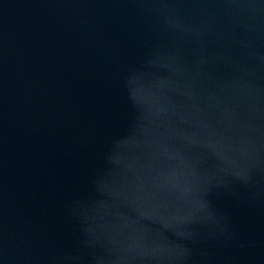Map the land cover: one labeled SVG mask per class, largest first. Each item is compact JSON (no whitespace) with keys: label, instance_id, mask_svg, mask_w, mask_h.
Instances as JSON below:
<instances>
[{"label":"water","instance_id":"obj_1","mask_svg":"<svg viewBox=\"0 0 264 264\" xmlns=\"http://www.w3.org/2000/svg\"><path fill=\"white\" fill-rule=\"evenodd\" d=\"M0 264H264V0H0Z\"/></svg>","mask_w":264,"mask_h":264}]
</instances>
